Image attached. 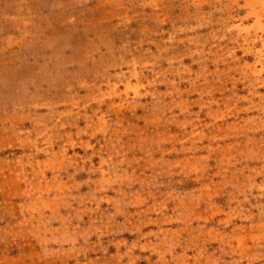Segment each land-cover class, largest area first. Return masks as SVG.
I'll return each instance as SVG.
<instances>
[{
	"label": "rangeland",
	"instance_id": "1",
	"mask_svg": "<svg viewBox=\"0 0 264 264\" xmlns=\"http://www.w3.org/2000/svg\"><path fill=\"white\" fill-rule=\"evenodd\" d=\"M0 264H264V0H0Z\"/></svg>",
	"mask_w": 264,
	"mask_h": 264
}]
</instances>
